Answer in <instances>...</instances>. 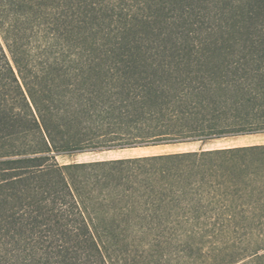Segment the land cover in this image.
I'll list each match as a JSON object with an SVG mask.
<instances>
[{"label":"trees","instance_id":"1","mask_svg":"<svg viewBox=\"0 0 264 264\" xmlns=\"http://www.w3.org/2000/svg\"><path fill=\"white\" fill-rule=\"evenodd\" d=\"M257 133L264 0H0V264H108L136 225L225 233L227 199L263 206L264 143L56 157Z\"/></svg>","mask_w":264,"mask_h":264},{"label":"rangeland","instance_id":"2","mask_svg":"<svg viewBox=\"0 0 264 264\" xmlns=\"http://www.w3.org/2000/svg\"><path fill=\"white\" fill-rule=\"evenodd\" d=\"M260 143H264V133L228 136L211 139L204 143L191 141L120 150L84 151L70 155H58L56 159L59 164H66ZM227 202H232L236 206L229 205L231 210L225 211L219 216H229L232 222H235L233 227L235 229L230 226L224 230L223 234L206 231L205 233L198 232L183 236L184 234L174 232L167 235L169 239L160 243L161 246H153L150 229L143 225H136L123 230L128 235L125 237L119 235V241L107 238L106 248L100 247L101 253L108 264H223L226 262L228 254L237 253L239 255L235 256L234 262L231 264H264V258L254 259L256 256L264 254V203H262L263 206L258 205L256 198L247 195L227 199ZM255 212L257 214L252 215ZM256 215L262 218L259 219ZM244 218H247V221L252 219L254 222L251 225L243 226L245 225ZM259 220L262 222L261 225L257 224ZM188 225L185 222L184 232ZM186 239H189V242L191 241L192 245L197 248L187 251L188 248L183 247V242ZM110 241L113 242L112 245L108 244Z\"/></svg>","mask_w":264,"mask_h":264}]
</instances>
